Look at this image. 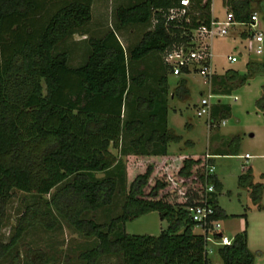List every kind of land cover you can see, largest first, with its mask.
I'll return each instance as SVG.
<instances>
[{"label":"trees","instance_id":"trees-1","mask_svg":"<svg viewBox=\"0 0 264 264\" xmlns=\"http://www.w3.org/2000/svg\"><path fill=\"white\" fill-rule=\"evenodd\" d=\"M92 1L0 0V233L15 193L48 196L21 211L7 242L0 241V264L28 230L50 232L60 224L91 242L76 257L81 264H98L108 257L116 258V264H209L203 237L194 231L186 208L208 204L212 220L227 218L216 203L221 185L208 172L213 159L167 153L168 145L179 140L166 126L167 70L159 71L158 89L144 96V72H130L151 54L190 44L191 33L213 21L211 2L188 0L184 15L173 20L169 11L181 9L180 0L119 6L113 14L115 29L87 37L83 63L70 67L60 46L74 34L85 35ZM251 4L221 0L236 24L249 21ZM259 7L264 16V0ZM147 25L151 28L132 47H122L115 30ZM254 74H264V64L246 63L241 76L227 70L224 81L216 83L214 74L209 82L218 91L212 89L211 95H228L225 81L242 86ZM172 93L186 97L183 79ZM257 104L264 117V86ZM223 108L212 106L209 118ZM110 149L125 157L123 169ZM237 185L262 209L257 203L263 186L251 183L249 170L237 177ZM208 186L213 193L206 192ZM118 196L116 216L99 223L96 212L107 210ZM150 212L165 223L157 236L124 233V223ZM215 254L221 264L253 263L244 230ZM27 256L42 258V263L56 261L39 251L29 250ZM12 257L9 264L17 255Z\"/></svg>","mask_w":264,"mask_h":264},{"label":"rangeland","instance_id":"rangeland-1","mask_svg":"<svg viewBox=\"0 0 264 264\" xmlns=\"http://www.w3.org/2000/svg\"><path fill=\"white\" fill-rule=\"evenodd\" d=\"M138 0H93L91 4V20L85 27V35L74 34L61 44V49L67 52L68 65L77 67L85 59L87 52V37L98 38L107 30L115 29L114 11L119 6H126ZM260 0H252L251 14L255 13L258 20V26L255 32H249L243 26L234 25L228 28L226 35L223 37H209L203 40L192 38L194 44H203L209 47L211 69L216 75L217 80L213 83L223 80V73L227 70H234L239 76L245 73V64L248 62H260L264 64V16L259 12ZM213 16L223 19V10L220 7V0H213L211 5ZM150 25L145 27L131 26L115 30L116 35L124 49L132 47L140 38L141 34ZM259 33L262 35L261 50L258 55L244 49V38ZM165 54H151L139 64H135L131 70L132 75L144 72L145 89L143 96L149 90H157V78L159 71L163 68L166 73V92L164 95L166 101V126L174 135L179 137L178 142L170 143L167 147L168 154H177L182 152L186 155H201L214 152L224 151L220 147V142L228 145L234 137L238 139L236 156H221L219 153L214 158V174L221 183V190L216 195V203L227 216L226 219L220 220L223 234L232 238L240 222L246 220L245 234L247 237V249L253 256L252 264H264V117L259 113L257 101L260 94L261 78L256 75L248 81V84L238 86V82H224V92L228 95L213 96L212 89L218 91L212 82L207 83L197 74H188L185 76H173L168 71L165 63ZM227 56L236 58V62L229 64L226 61ZM183 79L185 81L186 97L178 98L172 92L176 83ZM140 94V93H139ZM208 100L210 106L220 103L223 106V112L216 116L207 118L195 116L196 105L201 98ZM181 96V95H180ZM236 97L237 100L233 101ZM222 109V108H221ZM215 110V109H214ZM223 120V125L221 121ZM209 121L211 122L209 124ZM250 134L254 137L249 138ZM210 140V143L208 144ZM221 140V141H220ZM226 147V146H225ZM228 151V150H227ZM110 152L118 157L119 168L123 169L125 157L119 155L117 151L110 149ZM229 152V151H228ZM227 152V154H229ZM244 155L250 156L245 160ZM209 158V157H208ZM211 158V157H210ZM146 165V164H145ZM250 168L252 183L261 184L263 190L257 203L262 209L253 206L246 190L240 189L237 185V177L241 174L242 168ZM98 177V175H96ZM210 193H213L210 192ZM48 196L39 198L36 196L15 193L11 198L6 214L7 222L4 223L0 233V241L7 242L13 227L17 222L19 214L26 206L36 202L42 203ZM121 205V197L115 198L114 203L107 210L96 212L95 218L99 223L109 221L118 213ZM244 215V218L231 216ZM242 219V220H241ZM53 231H45L41 227H35L24 233L18 240L1 264H9L15 254L17 258L14 264H51L42 263V258H29L27 251H39L45 257L53 256L56 261L54 264H81L77 261V255L84 249L89 248L91 242H84L72 230L60 224ZM165 228V223L158 219L154 212L139 216L138 218L128 221L123 225V231L129 235H149L157 236ZM197 233V232H196ZM216 264L215 255L211 256ZM114 257L102 259L98 264H116Z\"/></svg>","mask_w":264,"mask_h":264},{"label":"built area","instance_id":"built-area-1","mask_svg":"<svg viewBox=\"0 0 264 264\" xmlns=\"http://www.w3.org/2000/svg\"><path fill=\"white\" fill-rule=\"evenodd\" d=\"M211 1V0H209ZM179 6L181 9H172L169 11V20L181 17L185 13V8L188 6V0H180ZM234 25H240L249 30V32H255L258 26V20L255 13L250 14L249 21L246 24H236L233 22L232 15L230 13L224 14V19L221 21H211L208 28L201 26L191 33V41L187 46H180L171 50L165 54V63L169 69V72L173 76H185L188 74H197L209 83L214 72L211 69L210 52L207 43L194 44V39H209V37H223L226 35L228 28ZM244 38V49L247 53H254L258 55L261 50L262 35L259 33ZM226 61L229 64L236 62V58L233 56H227ZM210 95L206 99L201 98L196 105L195 116L200 118L202 116L210 115V104L208 100ZM212 167L208 168V172L212 173ZM212 187L208 186L206 192H212ZM186 214L190 222L193 223L194 231L203 237L204 255L209 258L216 248L222 246H229L231 244V238L226 237L223 234L222 227L219 221L212 220L213 209L208 204L201 206H192L186 208ZM210 264V263H209Z\"/></svg>","mask_w":264,"mask_h":264},{"label":"crops","instance_id":"crops-1","mask_svg":"<svg viewBox=\"0 0 264 264\" xmlns=\"http://www.w3.org/2000/svg\"><path fill=\"white\" fill-rule=\"evenodd\" d=\"M212 1L213 0H211L210 2H211V4H210V15H211V18L214 20V21H221V20H223L224 19V14L226 13L225 12V10L222 8V6H221V0H220V7H221V9L223 10V19H221V20H219V18L218 17H216V16H213V14H212V11H211V5H212ZM119 40V39H118ZM120 42V41H119ZM206 43H207V41H206ZM256 63H260V62H256ZM261 64H263V63H261ZM256 75H259L260 76V78H261V85H260V89L264 86V74H254L250 79H252L253 77H255ZM249 79V80H250ZM249 80H247L246 81V83H245V85L246 84H248V81ZM244 85V84H243ZM242 85V86H243ZM244 87V86H243ZM260 94H261V91H260ZM260 94H259V97H260ZM237 100V98L236 97H234L233 98V101H236ZM216 105H220V103H218L217 102V104ZM213 106H215V105H213ZM259 113L262 115V113L259 111ZM220 114V113H219ZM223 120L221 121V125H223ZM252 137H254V134H250L249 135V138H252ZM233 139V138H232ZM231 139V140H232ZM231 140H230V142H229V144L228 145H224L223 144V141H221L220 142V147L221 148H224V151H220V152H214V153H208V152H205V155L206 156H208L209 158L211 157V159H213V161H214V158L215 157H217L218 156V154L220 153L221 154V156H229V155H232V156H236V149H237V146H238V142L237 143H233V142H231ZM210 143V140H209V142H208V144ZM226 146V147H225ZM229 152H228V151ZM227 152L229 153V154H227ZM245 160H249L250 159V156H248V155H244V157H243ZM214 163V162H213ZM212 166H213V164H212ZM212 169H213V167H212ZM247 170H249L250 171V174H251V170H250V168L248 167V168H242V172L241 173H243V172H245V171H247ZM212 174H214V169H213V171H212ZM215 175V174H214ZM216 177V176H215ZM217 178V177H216ZM218 180V179H217ZM218 182L220 183V181L218 180ZM251 183H252V176H251ZM253 184V183H252ZM220 185H221V183H220ZM222 186V185H221ZM240 189H242V188H240ZM245 190V189H244ZM263 190V189H262ZM262 192V191H261ZM250 199V198H249ZM259 199H260V196H259ZM259 201V200H258ZM251 202V201H250ZM219 207V206H218ZM255 207V206H254ZM220 208V207H219ZM220 210L222 211V213L224 214V212H223V210L220 208ZM225 215V214H224ZM238 218V217H237ZM242 220V219H241ZM245 219H244V223L243 222H240V224H239V227H238V232H236L235 234H237V233H239V232H241V231H245V228H246V223H245ZM220 222V221H219ZM222 231H223V229H222ZM196 232V231H195ZM234 234V235H235ZM246 235V234H245ZM246 247H247V237H246ZM248 250V249H247ZM249 251V250H248ZM213 254L215 255V260H217L216 261V264H221L220 263V260H219V258L217 257V255L215 254V251L212 253V255H210L209 256V262H210V264H213V258H211V256H213Z\"/></svg>","mask_w":264,"mask_h":264}]
</instances>
